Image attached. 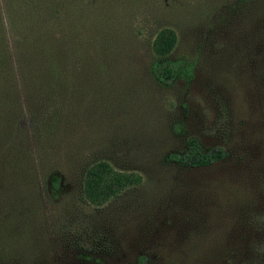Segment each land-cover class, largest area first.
<instances>
[{
    "label": "rangeland",
    "instance_id": "obj_1",
    "mask_svg": "<svg viewBox=\"0 0 264 264\" xmlns=\"http://www.w3.org/2000/svg\"><path fill=\"white\" fill-rule=\"evenodd\" d=\"M132 21L145 54L156 30L172 27L168 57L183 71L161 85L143 70L147 55L116 66L123 78L74 146L77 164L104 159L140 181L93 205L78 168L51 191L9 163L0 264H264V0H145ZM188 137L224 157L167 161Z\"/></svg>",
    "mask_w": 264,
    "mask_h": 264
},
{
    "label": "trees",
    "instance_id": "obj_2",
    "mask_svg": "<svg viewBox=\"0 0 264 264\" xmlns=\"http://www.w3.org/2000/svg\"><path fill=\"white\" fill-rule=\"evenodd\" d=\"M144 1L0 0V177L13 163L18 174L41 177L56 191L76 167L93 205L140 181L104 159L77 164L74 141L89 129L107 85L122 77L113 75L116 66L137 65L147 55L143 70L161 85L183 71L182 59L168 57L177 41L172 27L156 30L148 54L139 51L132 20ZM223 157L222 149L202 150L188 137L165 159L198 167Z\"/></svg>",
    "mask_w": 264,
    "mask_h": 264
}]
</instances>
